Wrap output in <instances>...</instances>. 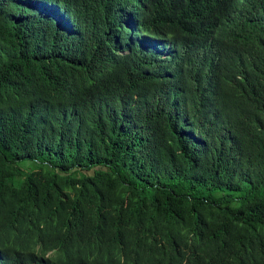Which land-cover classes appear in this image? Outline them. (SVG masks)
I'll use <instances>...</instances> for the list:
<instances>
[{
	"label": "trees",
	"instance_id": "1",
	"mask_svg": "<svg viewBox=\"0 0 264 264\" xmlns=\"http://www.w3.org/2000/svg\"><path fill=\"white\" fill-rule=\"evenodd\" d=\"M36 228L264 264V0H0V264H48Z\"/></svg>",
	"mask_w": 264,
	"mask_h": 264
},
{
	"label": "clouds",
	"instance_id": "2",
	"mask_svg": "<svg viewBox=\"0 0 264 264\" xmlns=\"http://www.w3.org/2000/svg\"><path fill=\"white\" fill-rule=\"evenodd\" d=\"M32 224L33 223H29L27 226H32ZM31 231L32 235L28 241L38 242L36 250H41L43 248L45 249L42 254L48 261V264H56V261L60 257V253L63 251L66 253V258L87 257L88 259H90V261L93 259V257L90 256L93 251L88 247L87 242L81 243L76 235H74V237L64 235L63 228H60L54 235L38 232L37 228ZM43 242L47 243L42 244ZM81 264L88 263L81 262Z\"/></svg>",
	"mask_w": 264,
	"mask_h": 264
}]
</instances>
